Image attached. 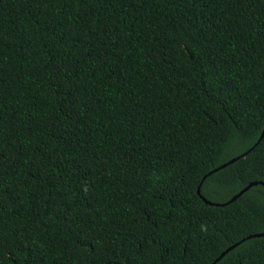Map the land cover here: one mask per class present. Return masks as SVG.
I'll list each match as a JSON object with an SVG mask.
<instances>
[{"label":"trees","instance_id":"1","mask_svg":"<svg viewBox=\"0 0 264 264\" xmlns=\"http://www.w3.org/2000/svg\"><path fill=\"white\" fill-rule=\"evenodd\" d=\"M263 128L264 0H0V264H264V185L197 193Z\"/></svg>","mask_w":264,"mask_h":264},{"label":"water","instance_id":"2","mask_svg":"<svg viewBox=\"0 0 264 264\" xmlns=\"http://www.w3.org/2000/svg\"><path fill=\"white\" fill-rule=\"evenodd\" d=\"M263 135H264V128H263V130H262V132H261V134H260L258 140L255 142V144L252 146V148H253L255 145H257V143L260 141V139L262 138ZM252 148L248 149L247 151H245L244 153H242V154L239 155V156H236V157H233V158L229 159L228 161H226V162L220 164L219 166H217V167L211 169L210 171H208L207 173H205V174L203 175V177H202V179H201V181L199 182V185H198V187H197V193H198L199 196L204 200V202H206V203H208V204L224 205V204H227V203H229V202L235 200L237 197H239L241 194H243L245 191H247L251 186H253V185L257 184V183H261V184L264 185L263 182H256V181H254V182H250V183H248L246 186H244L241 190H239L234 196H232L227 202H225V203H221V204L210 202L209 200H207L205 197H203V196L200 194V187H201V184H202L203 180H204L207 176H209L210 174L214 173L215 171H217V170H219V169H221V168L227 166L228 164L234 162V161L237 160L238 158H240V157L246 155V154H247ZM262 235H264V233L251 234V235H249L248 237H251V236H262ZM238 243H239V242H237V243H235V244H232V245H230L229 247H227V248H226L224 251H222V252L219 254V256H217V257H216V258H215L210 264H215V263H216L219 259H221V258H222V257H223V256L229 251V250H231L232 248H234Z\"/></svg>","mask_w":264,"mask_h":264}]
</instances>
